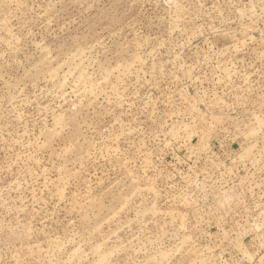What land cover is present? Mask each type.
Returning a JSON list of instances; mask_svg holds the SVG:
<instances>
[{"label": "rangeland", "instance_id": "1", "mask_svg": "<svg viewBox=\"0 0 264 264\" xmlns=\"http://www.w3.org/2000/svg\"><path fill=\"white\" fill-rule=\"evenodd\" d=\"M0 264H264V0H0Z\"/></svg>", "mask_w": 264, "mask_h": 264}]
</instances>
